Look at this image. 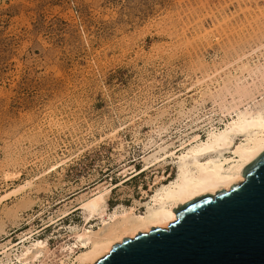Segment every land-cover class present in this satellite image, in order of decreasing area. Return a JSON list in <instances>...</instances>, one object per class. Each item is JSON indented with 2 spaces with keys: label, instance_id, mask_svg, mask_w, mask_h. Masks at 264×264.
I'll use <instances>...</instances> for the list:
<instances>
[{
  "label": "rangeland",
  "instance_id": "1",
  "mask_svg": "<svg viewBox=\"0 0 264 264\" xmlns=\"http://www.w3.org/2000/svg\"><path fill=\"white\" fill-rule=\"evenodd\" d=\"M263 50L264 0H0V198L35 180L0 201V243L39 232L37 264H60L79 249L50 228L89 227L81 209L58 214L101 184L123 182L102 215L136 200L144 211L155 170L128 176L149 139L171 122L166 139L179 135L181 101L209 111L208 95L234 86L245 61L264 63Z\"/></svg>",
  "mask_w": 264,
  "mask_h": 264
},
{
  "label": "bare ground",
  "instance_id": "2",
  "mask_svg": "<svg viewBox=\"0 0 264 264\" xmlns=\"http://www.w3.org/2000/svg\"><path fill=\"white\" fill-rule=\"evenodd\" d=\"M241 67L242 75L234 86L208 95L213 103L209 111L202 112V103L187 108L182 100L178 114L188 120L187 128L180 129L179 135L166 139L173 133L170 131L172 122L160 126L156 130L159 139H149V151L143 156L142 169L135 168L136 164L130 167L134 174L128 179L151 167L155 170L149 186L150 190L156 187L150 199L143 203L144 211H137L140 201L136 200L137 204L130 206L117 203L106 215H102L109 191L123 185L122 182L112 188L101 184L97 191L89 195L83 193L78 203L58 214L60 220L80 209L88 212L85 220L91 224L87 228L74 222L57 223L54 217L49 218L50 222L43 230L57 224L50 228L54 233L47 236L66 229L74 235L73 239H69L68 249H79L75 255L69 253L65 256L60 264H93L125 238H133L157 227L168 228L171 221L177 220L172 209L178 205L204 195L214 196L220 190H230L232 185L245 180L242 175L244 169L264 152V63L253 65L245 61ZM205 97L202 92L200 101H205ZM177 138L179 144H176ZM60 165L61 162L53 164L46 173ZM171 165L176 170L175 177H171L170 172L166 173ZM34 182V178L26 180L3 194L0 201L11 193L18 194L23 188L33 186ZM140 188L149 195V190ZM94 217L100 219L99 225L92 222ZM6 232L0 225V233ZM38 233L34 235L30 230L20 235L18 242L8 239L0 243V264H37L45 254L48 240V237L43 239Z\"/></svg>",
  "mask_w": 264,
  "mask_h": 264
},
{
  "label": "water",
  "instance_id": "3",
  "mask_svg": "<svg viewBox=\"0 0 264 264\" xmlns=\"http://www.w3.org/2000/svg\"><path fill=\"white\" fill-rule=\"evenodd\" d=\"M242 175L230 190L173 208L168 228L125 238L93 264H264V152Z\"/></svg>",
  "mask_w": 264,
  "mask_h": 264
}]
</instances>
